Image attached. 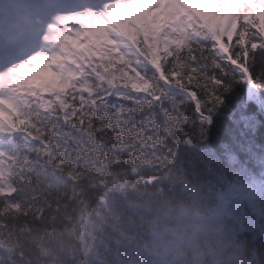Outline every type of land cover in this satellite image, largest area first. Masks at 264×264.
<instances>
[{
  "label": "snow or ice",
  "instance_id": "snow-or-ice-1",
  "mask_svg": "<svg viewBox=\"0 0 264 264\" xmlns=\"http://www.w3.org/2000/svg\"><path fill=\"white\" fill-rule=\"evenodd\" d=\"M43 11L54 50L0 52V210H21L24 164L83 143L75 131L215 166L253 144L257 117L264 127V0H45ZM42 62L58 81L47 97L27 86Z\"/></svg>",
  "mask_w": 264,
  "mask_h": 264
},
{
  "label": "trees",
  "instance_id": "trees-1",
  "mask_svg": "<svg viewBox=\"0 0 264 264\" xmlns=\"http://www.w3.org/2000/svg\"><path fill=\"white\" fill-rule=\"evenodd\" d=\"M73 135L81 137L84 148L75 145L77 140L71 137L66 143L60 141L61 147L71 146L67 153L69 163L73 164L70 173L59 174L57 168L45 161L43 154L34 155L28 161L31 176L28 187L32 188L36 201L26 214L7 216L11 230L5 239L9 249L16 248L17 252L13 259V252L9 251L5 264H80L75 261L77 254L73 257L72 253L79 250L81 241L74 238L69 225L78 215L84 222L82 241L101 242L94 246L95 252L106 254L115 241H125L123 251L128 248L137 251L126 223L132 207L129 200L138 188L159 183L162 173L168 170L200 181L225 198L236 214L232 224L240 229V237L244 228L251 230L264 216V127L260 126V117L252 129L253 144L243 151L227 153L224 159L217 157L215 166L207 164L203 154L197 160L191 149H186L184 156L169 157L130 141H105L101 146L78 131ZM210 135L215 142L223 134L213 129ZM212 151L215 152V148ZM106 187L111 188L109 196L117 194L122 200L114 207L112 220L100 221L101 197H98ZM255 192H260L259 203L246 200ZM239 198L241 203L232 206V201ZM128 245L130 247L125 249Z\"/></svg>",
  "mask_w": 264,
  "mask_h": 264
},
{
  "label": "clouds",
  "instance_id": "clouds-1",
  "mask_svg": "<svg viewBox=\"0 0 264 264\" xmlns=\"http://www.w3.org/2000/svg\"><path fill=\"white\" fill-rule=\"evenodd\" d=\"M130 202L136 264H252L228 201L204 183L168 170Z\"/></svg>",
  "mask_w": 264,
  "mask_h": 264
}]
</instances>
